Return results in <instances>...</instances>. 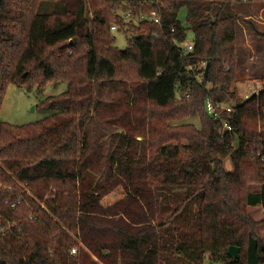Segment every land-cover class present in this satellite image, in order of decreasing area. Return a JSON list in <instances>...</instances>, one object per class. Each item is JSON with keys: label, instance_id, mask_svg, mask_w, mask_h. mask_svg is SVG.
I'll list each match as a JSON object with an SVG mask.
<instances>
[{"label": "trees", "instance_id": "1", "mask_svg": "<svg viewBox=\"0 0 264 264\" xmlns=\"http://www.w3.org/2000/svg\"><path fill=\"white\" fill-rule=\"evenodd\" d=\"M240 2L0 0V111L10 84L68 82L41 102L52 115L0 120V264H264L249 212L264 209V84L236 87ZM152 8L162 27L117 14ZM209 98L233 108L232 132Z\"/></svg>", "mask_w": 264, "mask_h": 264}, {"label": "rangeland", "instance_id": "2", "mask_svg": "<svg viewBox=\"0 0 264 264\" xmlns=\"http://www.w3.org/2000/svg\"><path fill=\"white\" fill-rule=\"evenodd\" d=\"M236 10L245 19H248L249 25L253 26L252 29L246 23H241L237 42L238 45L239 43L241 44L238 51L237 88L240 94L249 97L250 86L253 89L257 82L252 83L248 82V80H258L259 84H262V86L264 84L262 82L264 81V38L257 34V32L264 33V3L246 0L238 3ZM117 14L122 16L126 22L133 20L138 24L143 20L140 19V15L127 16L128 11L125 12L122 9H119ZM186 15V9L183 8L178 16L181 23L185 26L188 25ZM144 19L150 20V15L146 13ZM112 34L115 37V46L121 50L128 47L129 33L124 28L117 26L116 30H112ZM67 89L68 82L61 80L50 81L41 89L37 86L28 88L27 86L10 84L1 107L0 120L13 125H24L40 121L53 114V111L42 108L41 102L49 96L61 95ZM190 122L199 126L198 119H191ZM225 167L228 171H233V165L229 157L225 159ZM258 188V185L252 187L253 190ZM123 196V189L117 188L104 197L103 203L110 205ZM249 212L255 221L261 222L259 232L264 238V210L261 206H256L249 207Z\"/></svg>", "mask_w": 264, "mask_h": 264}, {"label": "built area", "instance_id": "3", "mask_svg": "<svg viewBox=\"0 0 264 264\" xmlns=\"http://www.w3.org/2000/svg\"><path fill=\"white\" fill-rule=\"evenodd\" d=\"M243 1H246V0H243ZM146 13L150 15V20H148L149 22H153L154 24H157L160 27H162V17L158 10H156L155 8H152L144 12L141 11L139 15H140V19H143L142 21H147V19H144ZM127 16L132 17L133 16L132 12H128ZM111 28L112 30H116L117 26L113 25ZM172 31H174V28H172ZM194 43H195L194 38L192 35H190V37H188L187 40L178 42L177 44L179 47L183 48L184 51L191 52L194 50V46H195ZM197 68L204 71V69L206 70L207 68V63L203 61L201 64L191 66V69H197ZM197 79L199 81L203 80L204 72H201L197 76ZM262 88L263 86L257 83L255 87L252 89L251 94L259 95ZM206 110L211 117L215 119H219L223 122V125H222L223 133L232 132L234 130L233 124H232L233 108L230 105H228L227 103H215L211 98H209L206 102ZM0 230L3 231L1 227H0ZM76 251H77L76 247L71 249V253L73 254H75Z\"/></svg>", "mask_w": 264, "mask_h": 264}, {"label": "crops", "instance_id": "4", "mask_svg": "<svg viewBox=\"0 0 264 264\" xmlns=\"http://www.w3.org/2000/svg\"><path fill=\"white\" fill-rule=\"evenodd\" d=\"M240 15H241V14H240ZM238 33H239V30H238ZM237 42H238V36H237ZM240 45H241L240 43H239V45H238V43H237V66H236V78H237V79H238V68H237V67H238V61H239V59H238V51H239V49H240ZM238 46H239V47H238ZM248 82H252V83L257 82V83H258V80H252V81H249V80H248ZM262 82L264 83V81H262ZM237 83H238V80L236 81V87H237ZM257 83H256V84H257ZM256 84H255V85H256ZM261 85H262V84H261ZM237 89H238V88H237ZM251 90H252V87L250 86V90H249V92H248V94H250L249 97L252 96V94H251ZM238 91H239V90H238ZM239 94H240V92H239ZM240 95L243 96V98H245V97L248 98V96H246V95H242V94H240ZM262 209H263V208H262ZM263 210H264V209H263Z\"/></svg>", "mask_w": 264, "mask_h": 264}, {"label": "water", "instance_id": "5", "mask_svg": "<svg viewBox=\"0 0 264 264\" xmlns=\"http://www.w3.org/2000/svg\"><path fill=\"white\" fill-rule=\"evenodd\" d=\"M206 71H208V64H207ZM239 251H240L239 247L232 245V246L229 247V251L228 252H229V255L233 259H237V258H239Z\"/></svg>", "mask_w": 264, "mask_h": 264}]
</instances>
